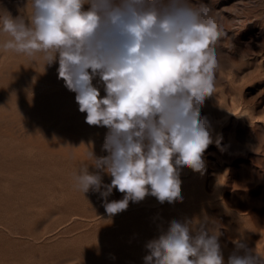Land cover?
<instances>
[{"label":"rangeland","instance_id":"rangeland-1","mask_svg":"<svg viewBox=\"0 0 264 264\" xmlns=\"http://www.w3.org/2000/svg\"><path fill=\"white\" fill-rule=\"evenodd\" d=\"M192 3L208 4L222 33L215 91L200 109L213 142L201 171L181 168L182 200L148 195L117 215L74 179L91 150L107 155L108 129L86 123L58 61L4 50L10 37L0 31V264H145L147 243L172 220L217 229L225 264L235 240L264 255V0ZM26 6L0 0V13L26 16ZM93 84L104 96L99 77ZM123 195L113 189L107 202Z\"/></svg>","mask_w":264,"mask_h":264},{"label":"clouds","instance_id":"clouds-1","mask_svg":"<svg viewBox=\"0 0 264 264\" xmlns=\"http://www.w3.org/2000/svg\"><path fill=\"white\" fill-rule=\"evenodd\" d=\"M31 13H0L4 50L46 64L74 92L91 126L108 132L97 157L74 176L83 194L105 200L110 215L152 195L182 200L180 170L201 171L212 126L200 109L215 91L221 30L208 4L192 0H27ZM45 64V65H46ZM104 85L101 96L93 80ZM91 164L97 171L90 173ZM101 173L111 177L104 184ZM113 189L120 200L107 202ZM220 232L206 224L172 220L146 245L145 264H225ZM227 264H264V255L242 240Z\"/></svg>","mask_w":264,"mask_h":264},{"label":"bare ground","instance_id":"bare-ground-1","mask_svg":"<svg viewBox=\"0 0 264 264\" xmlns=\"http://www.w3.org/2000/svg\"><path fill=\"white\" fill-rule=\"evenodd\" d=\"M233 3V2H232ZM229 7V6H228ZM245 22V21H244ZM36 78V77H35ZM43 81V80H42ZM44 82V81H43ZM49 84V83H48ZM46 88V87H45ZM138 203V202H137ZM137 203H136V205H137ZM141 203V202H140ZM143 203V202H142ZM146 204V203H145ZM115 215H117V214H115ZM119 215V214H118ZM116 217V216H115ZM118 217V216H117Z\"/></svg>","mask_w":264,"mask_h":264}]
</instances>
